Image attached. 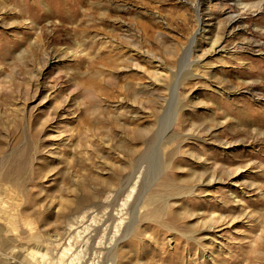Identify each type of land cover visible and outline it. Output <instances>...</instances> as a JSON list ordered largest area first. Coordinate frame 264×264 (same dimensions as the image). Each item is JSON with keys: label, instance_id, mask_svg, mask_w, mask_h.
<instances>
[{"label": "rangeland", "instance_id": "rangeland-1", "mask_svg": "<svg viewBox=\"0 0 264 264\" xmlns=\"http://www.w3.org/2000/svg\"><path fill=\"white\" fill-rule=\"evenodd\" d=\"M60 1L0 0V264H264V0Z\"/></svg>", "mask_w": 264, "mask_h": 264}, {"label": "bare ground", "instance_id": "bare-ground-1", "mask_svg": "<svg viewBox=\"0 0 264 264\" xmlns=\"http://www.w3.org/2000/svg\"><path fill=\"white\" fill-rule=\"evenodd\" d=\"M59 1H60V0H59ZM60 2H61V1H60ZM193 43H194V45H195V41H194ZM194 48H195V47H194ZM121 223H122V222H121ZM79 236H80V235H79ZM78 243H79V242H78ZM80 244H81V243H80ZM62 245H63V244H62ZM62 245H61V246H62ZM61 248H62V247H61ZM61 251H62V249H61ZM65 251H66V250H65ZM65 253H67V252H65ZM67 254H68V253H67ZM35 255H36V254H35ZM70 255H71V254H70ZM68 257H69V255H68ZM68 257H67V258H68ZM38 259H39V258H38ZM40 259H42V258L40 257ZM40 259H39V260H40ZM62 261H64V259H63ZM69 262H70V261H69ZM45 263H46V262H45ZM71 263H72V262H71ZM43 264H44V263H43ZM47 264H50V263H47ZM69 264H70V263H69Z\"/></svg>", "mask_w": 264, "mask_h": 264}]
</instances>
